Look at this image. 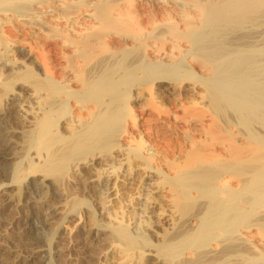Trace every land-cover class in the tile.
I'll return each mask as SVG.
<instances>
[{"label":"rangeland","instance_id":"rangeland-1","mask_svg":"<svg viewBox=\"0 0 264 264\" xmlns=\"http://www.w3.org/2000/svg\"><path fill=\"white\" fill-rule=\"evenodd\" d=\"M161 20L162 22L145 30L144 38L156 40L170 32V24ZM263 21L259 20L258 23L263 24ZM263 31L264 26L260 30L226 32L221 35L220 43H217L225 46V49L219 50V54H230L237 48L239 54L251 57L252 61L246 69L259 75L260 79L263 78L262 81ZM19 37L15 35V39ZM8 49L6 51L13 55L14 61L7 67L0 64V126L4 125L0 130H6L2 131L6 132L5 140L8 142H5L10 147L6 151V157L13 159L8 162L0 161V264H24L22 251L25 245L22 243L23 232L21 233L24 227L21 229V226H24L28 216L43 219L49 212L54 215L49 220L50 248L59 252L54 255L51 264H199L200 261L204 264H230L228 260L231 259L233 262L239 259L241 263L239 254L246 253L250 248L239 242H227L228 245L224 247H215L220 252L210 255L207 252L208 245H216L213 237L205 239L206 242L199 240L201 245L198 244L199 241L193 244L194 234L186 237L189 243L193 241L191 244L185 240L188 234L185 231L189 228L187 223L199 211L198 207L213 204L215 190L212 193L210 190L218 186L216 180L219 177L229 180L228 187L221 196L229 200L242 187H248L243 181L247 180L250 185L254 177L259 175L262 200L256 201L254 210H247V213L244 211L245 215L236 211L244 217L239 221L236 215L235 221H239L236 227L251 226L250 231L259 233L264 238V124L259 121L250 124L243 122L244 117H247L246 113L243 116L244 105H239L236 110L215 106L212 102L215 99L210 98L211 83L199 71L202 62L194 57L201 50L190 46L187 48L190 50L188 54L162 61L158 70L168 78L169 84L159 87L160 84L153 83L152 79L142 80L138 100L135 98L139 84L128 81L120 89V93L114 95L116 102L110 113L114 114L113 119L116 115L117 118L110 125L108 134L105 131L107 136L103 134L104 138L100 139L98 134V138L92 136V139L85 140L77 149L64 143L61 138L65 135L61 126L67 123L69 113L67 105L58 104V108L63 110L58 111V118L50 130L49 138L51 150H62L63 154L60 160L55 159L54 163L50 162L51 167L45 168L42 161L35 158L36 149L29 148L36 129L27 128L19 117L8 113L6 94L15 91L21 94L19 103H24L33 98V90L37 88L54 94L60 90L43 74L38 53L32 52L27 44H19L17 52L12 49L9 53L10 48ZM215 51L212 49L210 54H215ZM187 55L198 63L189 61ZM155 61L158 59H146L142 61V65L153 69L157 66L155 63L159 62ZM215 67V74H218L233 65L217 61ZM12 69L14 72L11 73ZM8 73H16V77L27 80L30 88L22 90L21 87L14 86L11 78H2V75ZM260 98L263 99L264 95ZM91 100L89 98L86 102L94 105ZM115 112L122 115L121 120ZM132 117L136 123L132 122ZM257 119L263 118L259 116ZM88 129L80 131L84 133L82 136H86L90 130ZM141 146L145 149L142 150ZM121 150L129 157L127 160L117 157ZM146 153H151L154 157L148 160ZM5 167L9 169V173L3 169ZM38 169L50 173L48 174L54 186L46 184L45 189L35 196L32 193L26 195L31 182L38 179L37 174L43 175L38 173ZM107 173L110 177L105 178ZM201 173L207 178L204 186L209 191L200 196L193 183ZM147 192L157 204V208L150 209L151 212L142 211L144 207L141 198ZM245 200L254 201L256 197L248 193L243 201ZM238 202L242 203V199H238ZM167 203H172L177 208V217L171 222L165 218L169 209L166 208ZM160 209L163 212L166 210V213ZM157 215H164L165 220L161 216L159 220ZM195 225L192 224L193 227ZM150 226L155 228L154 233ZM176 242L178 246H175ZM12 243L16 246L12 247ZM176 247L181 252L189 251L186 258L176 257L180 252ZM172 249L179 251L173 253ZM191 249H195L193 255L190 253ZM15 250H21L19 253L22 252V259ZM227 253L233 255V258L239 255V258L233 260L229 255L227 258ZM216 255L218 258L214 257ZM13 256L19 260L12 258ZM257 256L259 255L252 260H242L245 261L242 263L264 264V255Z\"/></svg>","mask_w":264,"mask_h":264},{"label":"bare ground","instance_id":"bare-ground-1","mask_svg":"<svg viewBox=\"0 0 264 264\" xmlns=\"http://www.w3.org/2000/svg\"><path fill=\"white\" fill-rule=\"evenodd\" d=\"M161 19L170 24L168 25L170 32L156 40L144 38L145 30L149 26L162 22ZM259 20H264V0H0L1 66H6L14 61L13 55L6 51L9 50L8 48H10L9 53L12 49L17 52L19 44H27L32 52L38 53L43 74L54 83L56 89L60 90L54 94L37 88L33 90V98L24 103L18 101L21 94L12 91L6 94L8 113L10 112L9 114L14 117H19L27 128L36 129L33 132V142L29 144V148L36 149L35 158L37 157L39 161H42L45 168L51 167L50 162L55 159L60 160V156L63 154L62 150H51L49 138L50 130L58 118V111L63 110V108L61 110L58 108L60 104L67 105L69 113L67 123L61 126V129L65 131V135L61 137L64 143L77 149L85 140L96 138L97 134L98 139L104 138L103 134L105 131L108 134L109 127L115 123L113 120L117 118L116 114H118L115 112L116 116L113 119L114 114L111 115L112 113H110V109L116 102L114 95L120 93V89L124 88L130 80L139 84V88L136 89V100L140 99L142 80L144 81L146 78L152 79L153 83H159V87L169 84L167 83L169 82L168 78L158 70L160 63L177 59L178 55L188 54L190 50L187 48L192 46L201 50L194 57L202 62L199 71L204 73L211 83L210 98L211 100L215 99L212 101L215 106L236 110L239 105H244L243 116L246 113L247 117H244L243 122L250 124L259 121L264 124V98H260L264 95V80L262 81L263 78L260 79L259 75L257 76V74L246 69L252 61L250 60L251 57L239 54L237 48L232 50L230 54H219V50L225 49V46L217 45L220 43L223 33H233L243 31V29L260 30V27L263 29L264 21L263 24H260L258 23ZM15 35L20 37L15 39ZM211 48L216 50L215 54H210ZM261 56L264 57V51ZM155 58L159 61H155L158 62L155 63L157 64L156 68L152 69L142 65V61L154 60ZM196 59L189 58L188 60L193 63L197 62ZM217 61L229 62L233 67L215 74V62ZM12 72H14L13 69ZM18 72L16 71V73ZM16 73L4 74L2 78H11L14 81V86L21 87L22 90L30 88L29 82L16 77ZM262 75L264 77V72ZM89 98L92 99L94 105L86 102ZM18 111L22 114L20 115ZM120 116L122 115L118 114V119L121 120ZM259 116L263 119L258 120ZM131 120L136 123L134 117ZM0 122H2L1 118ZM3 126H0V129ZM105 128L108 129L104 130ZM87 129L89 132L86 136H82L84 133H80V131L83 130L82 132H84ZM2 130H0V161L8 162L11 158L6 157V151L10 147L5 142L7 141L5 140L6 132H4L6 130ZM141 148L142 150L145 149L144 146ZM117 157H120L121 160L129 158L124 150H121ZM153 157V154L146 153L148 160ZM78 167L79 165L76 166V168ZM3 169L6 173L9 171L6 167ZM42 170H37L43 175L36 173L38 179L31 182L26 195L32 193L35 196L45 189L46 184L51 183L54 186L49 176L50 173ZM110 174H105V178L110 177ZM206 180V176L201 173L199 176L197 175L193 183L200 196L209 191L204 186ZM260 180L259 175H257L250 185L247 180L243 181L242 183L247 184L248 187H242L228 200L227 197L223 199L221 196L227 189L229 180L219 177L216 180L218 186H214L210 190L211 193L213 189L215 190L213 191L215 193H213L215 197L212 201L213 204L198 207L199 211L187 223L189 228L185 231L188 233L185 240L188 241L186 237L194 234L195 242L193 244L195 245L199 240L205 241V239L213 237L216 245L214 247L208 245L207 252L210 255L220 252H217L215 247H224L227 242H239L250 248L249 252L247 251L249 254L247 252L238 253L240 260L247 261L252 260L256 255L263 256L264 238L259 233L250 231L251 226L240 227L239 225L236 227L237 223L241 221L239 219L244 217L240 213L237 214L236 211H241L245 215L247 210L252 211L256 208V201L262 200ZM184 183L188 185L186 182ZM248 193L256 197V200L243 201ZM141 199L142 207H144L143 212L157 206L154 203L156 202L155 199L148 192ZM238 199H242V203L238 202ZM171 205L167 203L166 207L169 208L168 215L165 216L168 222L177 217L175 213L177 208H174L173 205L171 207ZM160 210L162 211V209ZM150 212L148 211V213ZM164 215L163 217L157 215L158 219L161 216L165 220ZM236 215L239 217H237L239 220L237 223L235 221ZM52 216L54 215L49 212L45 218L42 216L43 219L33 216L29 218L28 216L29 219L26 217V221L24 220L25 224L21 226V229L24 227L21 231V233L23 232L22 243L25 245L22 251L24 255L22 252L19 253L22 249L15 250L19 253V257L24 256V264H51L55 258L54 255L59 253L50 248V240L48 239L51 230L49 220L51 221ZM194 223L196 225L193 227L192 224L194 225ZM158 224H160L159 221ZM158 224L156 223V225ZM152 226L150 228L153 229L150 230L154 233L155 228ZM18 240L15 239V241ZM191 242L188 241L189 244ZM181 244L184 243L181 242ZM15 246L12 243V247ZM172 246L175 249L178 243L176 242L175 246L173 243ZM197 246L195 247L196 250L198 249ZM192 247L194 246L192 245ZM188 248L186 249L188 250ZM13 249L11 250L13 251ZM174 249L171 250L173 253ZM183 249L185 250V248ZM195 249L193 251L191 249L190 253L192 254ZM10 252L8 251V253ZM188 252H181L180 250L179 254L175 255L177 258L180 256V258H186ZM229 254L227 253L225 256L228 258ZM148 255H151L150 251ZM218 255L214 257L218 258ZM239 255H237L238 258ZM229 256L233 258V255ZM235 257L233 260L237 259ZM12 258L18 259L14 256ZM173 258L175 259L174 256ZM231 260H228L231 262L230 264L240 263L239 259L234 262ZM242 260L240 264L245 262Z\"/></svg>","mask_w":264,"mask_h":264}]
</instances>
